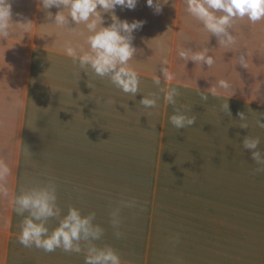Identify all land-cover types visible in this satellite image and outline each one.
I'll list each match as a JSON object with an SVG mask.
<instances>
[{
  "label": "crops",
  "instance_id": "crops-1",
  "mask_svg": "<svg viewBox=\"0 0 264 264\" xmlns=\"http://www.w3.org/2000/svg\"><path fill=\"white\" fill-rule=\"evenodd\" d=\"M11 2L12 34L0 38V158L12 170L9 196H0V264H84L83 252L47 253L18 242L23 217L12 199L22 185L50 178L62 215L70 205L94 211L103 242L124 264H264V172L254 171L259 165L243 147L246 136L259 137L264 153V128L257 124L264 122V20L253 27L247 17L237 20L235 44L220 47L195 18L157 14L147 0L134 9L117 6L119 20L143 21L133 33L129 65L140 84L132 95L67 55L68 44L88 49L83 24L70 32L52 24L59 9L44 10L38 0ZM17 13L32 22L27 30L15 25L22 22ZM102 17V26L112 23V13ZM182 48H207L215 63L182 60ZM241 53L248 68L238 63ZM165 56L175 76L170 84L161 71ZM221 79L227 90L219 88ZM213 85L215 98L208 92ZM168 87L180 92L176 105L164 101L160 88ZM152 92L157 106L144 108L139 102ZM177 107L196 117L192 126L171 124ZM120 199L137 204L122 211L117 238L109 210ZM57 224L50 220V230Z\"/></svg>",
  "mask_w": 264,
  "mask_h": 264
},
{
  "label": "clouds",
  "instance_id": "clouds-1",
  "mask_svg": "<svg viewBox=\"0 0 264 264\" xmlns=\"http://www.w3.org/2000/svg\"><path fill=\"white\" fill-rule=\"evenodd\" d=\"M186 10L190 16L199 21L203 28L217 38L220 47H230L235 44L233 27L237 20L245 17L254 25L264 20V0H184ZM44 10L53 7L59 9L55 14L54 23L58 27L66 28L70 32H77L78 26L83 24L88 33L86 43L89 46L85 50L82 46H66L67 55L78 62L79 68L85 72L90 68L97 77L109 78L111 83L125 93L136 95L139 92V74L129 65V61L135 56L136 48L133 46L134 31L143 27V21H121L115 15L117 6L134 9L137 0H38ZM147 5L153 8L155 13L162 11L160 0H147ZM102 13H112V23L102 26L104 21ZM49 17L51 12L47 13ZM22 22L16 26L27 30L31 21L24 18L21 13L16 14ZM12 2L0 0V38H9L12 34ZM70 22H75L76 27L70 28ZM83 35V32L80 33ZM182 60H191L196 64H207L209 67L215 63L208 49L193 51L191 48H182L178 52ZM238 63L248 68V60L241 53ZM161 71L166 83L175 79L168 67L169 61L165 56L161 60ZM154 84L159 87L161 79L156 76ZM219 88L227 90L230 84L226 80L218 81ZM164 93V101L167 104L176 105V98L180 96L177 87L160 88ZM212 97H218L216 86L208 89ZM203 101L208 100V94L198 91ZM160 99L155 92L144 95L140 105L144 108H155ZM223 110L231 115L229 104L222 106ZM186 107L184 111L180 107L175 108V114L170 117L171 124L177 129L188 128L195 121V116H188ZM241 121H246L244 112L238 113ZM260 128H264V122L257 120ZM248 128L247 123L240 125ZM259 137L246 136L243 139L244 149L251 150L252 159L259 167L255 172H264V153L258 151ZM11 168L0 158V196L8 197V177ZM57 184L50 178L47 182H38L29 186H21L19 193L12 199L14 211L23 219L20 225L18 242L26 248L36 247L44 252L51 253L61 249L65 253H84V264H124L120 252L111 244L104 243L105 229L96 223V213L90 211L84 213L74 205L68 207L67 213L62 215V209L58 204ZM135 200L120 199L109 210V223L114 235L120 238L123 223L122 211L125 208L135 207ZM58 220L56 227L50 230L49 221ZM179 237H176L178 242Z\"/></svg>",
  "mask_w": 264,
  "mask_h": 264
},
{
  "label": "rangeland",
  "instance_id": "rangeland-1",
  "mask_svg": "<svg viewBox=\"0 0 264 264\" xmlns=\"http://www.w3.org/2000/svg\"><path fill=\"white\" fill-rule=\"evenodd\" d=\"M161 6H162V10L164 11H168V14L170 13H177L182 17V18H193L192 16L189 15V13L186 10V4L184 3V0H160ZM178 15V16H179ZM174 16V15H172ZM176 16V17H178ZM248 23V24H247ZM247 23H243V24H247L249 27H253L254 25L248 20ZM264 24V21L260 22L261 24ZM262 24V25H263Z\"/></svg>",
  "mask_w": 264,
  "mask_h": 264
}]
</instances>
